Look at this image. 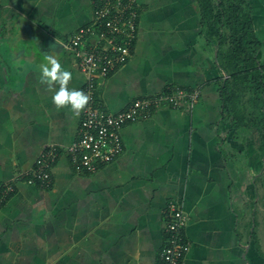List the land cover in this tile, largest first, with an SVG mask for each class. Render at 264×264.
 Returning <instances> with one entry per match:
<instances>
[{"label": "crops", "instance_id": "1", "mask_svg": "<svg viewBox=\"0 0 264 264\" xmlns=\"http://www.w3.org/2000/svg\"><path fill=\"white\" fill-rule=\"evenodd\" d=\"M99 1L0 0V192L14 187L0 203V264H158L171 202L188 217L183 264H264V136L223 91L233 78L221 65L226 40L202 21L200 0H136L132 55L98 91L118 111L199 90L195 107L154 106L123 126L114 162L73 166L66 146L82 111L57 110L38 74L53 55L72 74L68 88L84 90L62 41L92 22ZM247 2L264 66V0ZM52 145L61 153L48 188L16 178Z\"/></svg>", "mask_w": 264, "mask_h": 264}, {"label": "built area", "instance_id": "2", "mask_svg": "<svg viewBox=\"0 0 264 264\" xmlns=\"http://www.w3.org/2000/svg\"><path fill=\"white\" fill-rule=\"evenodd\" d=\"M136 0H100L91 23L80 26L63 47L85 76L84 90L90 99L82 110L78 137L66 146L73 166L80 172H96L101 166L114 162L124 151L122 128L126 123L148 116L154 106L188 104L194 108L199 90L188 92L178 88L151 97L136 98L126 108L115 111L104 108L98 99L99 85L129 61L137 36L138 10ZM60 151L54 145L45 149L36 161V167L27 176L19 173L17 179L38 182L48 188L52 181L51 169ZM13 186L0 192L2 203ZM167 242L160 253L158 264H183L186 245L184 231L188 217L181 207L171 202L166 213Z\"/></svg>", "mask_w": 264, "mask_h": 264}, {"label": "trees", "instance_id": "3", "mask_svg": "<svg viewBox=\"0 0 264 264\" xmlns=\"http://www.w3.org/2000/svg\"><path fill=\"white\" fill-rule=\"evenodd\" d=\"M199 4L203 11L202 21L205 22L206 19L209 20L212 32H218L220 37L223 36L224 40L228 38L230 42V51L223 55L227 62L225 66L224 63L221 64L223 69L229 72L233 78L251 76V78L258 82L264 99V82L262 77L264 66L259 64L261 54L259 50L260 43L255 38L251 8L247 0H200ZM224 21H226L225 23L230 30L227 36L218 30V26L224 25ZM244 43L245 45L243 46ZM249 49L253 52H248ZM242 52L247 53L248 59L250 60L249 67H246L247 64L244 60V67L242 68H246V70L243 71H241L239 67ZM229 80L230 79L225 78L222 84L225 93H227ZM228 99L232 101L233 96L229 95ZM260 132L264 136V131L262 129Z\"/></svg>", "mask_w": 264, "mask_h": 264}, {"label": "clouds", "instance_id": "4", "mask_svg": "<svg viewBox=\"0 0 264 264\" xmlns=\"http://www.w3.org/2000/svg\"><path fill=\"white\" fill-rule=\"evenodd\" d=\"M71 78V72L65 70L55 56H44L38 74L39 83L51 93L52 103L57 110L69 108L74 115H78L85 109L90 97L81 90L69 89Z\"/></svg>", "mask_w": 264, "mask_h": 264}, {"label": "rangeland", "instance_id": "5", "mask_svg": "<svg viewBox=\"0 0 264 264\" xmlns=\"http://www.w3.org/2000/svg\"><path fill=\"white\" fill-rule=\"evenodd\" d=\"M226 21H224V25L223 27V33L227 35H229L230 30L228 28V26L225 23ZM245 45V43L243 44V46ZM231 45L230 42L227 38L226 42H225V46L223 48V54L227 53L230 51ZM246 48V47H245ZM252 50H248V52ZM247 52V51H246ZM244 60L246 61V67L250 66V60L248 59L247 53H243L241 54V62L239 67L241 68V71L246 70V68H242L244 67ZM222 63H224V66L227 65V62L224 58V56H222ZM227 91L229 92H233V97L234 99L237 100L238 104L240 103L243 112V115L245 116V118H249L250 122H255L257 130L263 129V125H264V114L262 111V107L264 106V99L262 96V91L261 88L258 85V82L251 78V76L249 77H237V78H232L229 80V85Z\"/></svg>", "mask_w": 264, "mask_h": 264}]
</instances>
